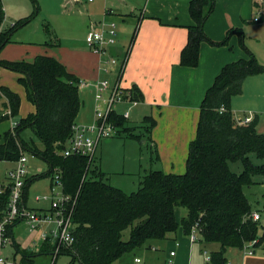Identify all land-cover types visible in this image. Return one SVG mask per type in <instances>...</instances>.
<instances>
[{"label": "trees", "instance_id": "1", "mask_svg": "<svg viewBox=\"0 0 264 264\" xmlns=\"http://www.w3.org/2000/svg\"><path fill=\"white\" fill-rule=\"evenodd\" d=\"M215 10V0L190 3L194 24L188 28V42L181 53L182 67L198 68L202 44L225 47L238 34L239 31L230 29L221 42L208 37L205 26ZM5 18L4 1L0 0V54L12 43L16 30L32 20L25 19L6 30ZM1 69L20 75L27 100L36 106V112L0 136V163H17L23 154H31L48 165L46 176L52 178V185L55 175L60 173L63 193L76 200L72 214L74 242L62 245L56 259L68 255L72 264H114L139 248L151 249V242L175 239L181 227L189 237L196 225L201 244L220 246L211 254L208 264H228L229 249H252L253 253L264 249V231L260 233V221L253 219V208L245 194V189L255 185V176H264V164L255 165L250 159L251 154H256L264 161V133L258 132L256 119L248 125L236 122L232 108L233 99L243 94L245 81L264 74V66L253 55L226 65L206 92L185 174L152 170L142 179L139 190L131 194L112 186L95 162L64 155L84 105L81 80L66 65L45 56H37L33 62L0 58ZM124 91L126 100L142 102L143 95L137 86ZM21 104L17 93L0 87V124L16 118ZM109 122L118 129L117 136L126 133L133 139L146 138L152 144V132L157 125L153 117L145 118L139 136L117 110L110 114ZM28 132L33 138L26 137ZM153 149L159 160L156 148ZM230 162L242 163L244 171L231 172ZM33 181L29 178L26 184V205ZM10 200V188L5 183L0 187V221ZM178 208L186 211L181 222L176 216ZM20 222L8 226L7 238L14 239L12 232ZM14 244L22 256V264H34V258L41 255H54L58 246L51 237L37 252H21L20 246Z\"/></svg>", "mask_w": 264, "mask_h": 264}, {"label": "rangeland", "instance_id": "2", "mask_svg": "<svg viewBox=\"0 0 264 264\" xmlns=\"http://www.w3.org/2000/svg\"><path fill=\"white\" fill-rule=\"evenodd\" d=\"M3 1L6 13L3 24L4 29H11L17 23L28 18L32 20L16 30L12 43L7 45L0 54V56L6 57L2 59L12 62H33L37 56H45L56 58L66 66L71 67L72 73L87 85L82 87L80 91L84 105L77 123L82 126L96 124L95 84L91 83V79H88L87 75L88 65L93 60L91 54L98 59L100 56L86 47L87 24L92 22L91 24L94 26H103L105 24L104 16L112 15L110 9L114 8L117 0H92V2H89V0L78 2L76 0ZM215 1L216 10L211 17L218 19L219 27L224 28L225 26L227 31L230 29L239 31L238 34L232 36V42L230 40L231 47H229L230 43L225 47L231 51L235 50V47H239L248 58L253 55L264 66V17L262 18L260 15L264 12V0ZM241 13L244 14L242 17H240ZM136 14L140 17L141 12L136 11ZM256 18L262 19L261 22L256 23L254 21ZM227 34L228 32H226L224 39ZM85 52H89V54ZM248 79L244 84L243 94L233 99V106L235 105V108L240 109L235 110L234 113L236 117H242L243 120L246 116H254L255 113L260 115L262 121L259 130L264 132V74ZM251 81L259 82V88L258 85L249 84ZM0 86H8L13 91L14 88L24 90L20 75L7 69L0 70ZM124 104L117 106L116 110L119 114L126 112L127 109ZM32 113H35V106L27 99L22 101L19 115L0 124V136L9 131L13 123H18L19 120ZM144 118L139 119L135 114L129 117L128 126L135 129L136 136L140 135L139 128L144 125ZM26 137L30 139L33 138V135L28 132ZM146 140V138L142 140L133 139L126 133L104 140L98 150L95 167L100 168L106 174V178L112 186L128 194L137 192L144 176L152 170L159 171L157 168L162 165L163 160L160 150L165 147L158 146L159 155L162 159L158 163L153 145ZM189 147L186 156L184 152L185 158L188 157ZM179 154L182 156V153ZM26 156L28 158L27 166L30 179H34L28 189V207L31 210L39 211L41 207L48 208L51 203L52 178L46 176L49 168L43 160L31 154ZM250 159L255 165L264 164V161L260 160L256 154H251ZM16 166V163L11 162L0 163V187L5 185L6 176ZM229 167L230 171L235 174H241L244 171V166L240 162H230ZM186 171L187 158L183 162L182 171L180 172L185 173ZM254 181L255 185L245 189V194L252 205L253 211L258 212L261 216L260 233L262 234L264 231V176H255ZM37 198H40L41 201L36 202ZM185 215L186 211L184 209H177L176 216L180 222ZM56 228V224L45 227L46 230ZM195 235L201 238L198 232ZM14 242L20 246L19 251L21 250V252L27 250L37 252L44 244L40 233L31 232V229L24 223L19 224L15 228L14 239L13 237L9 238L6 247L0 250L2 257L6 259L8 264H21L22 256ZM151 244L152 249L139 248L133 253L125 254L114 264H136L137 259L140 260V264H170L169 256L172 251L177 254L172 259V264H208L207 261L211 254L220 248L218 244L205 246L200 241L193 243L191 237L185 235L182 227L179 229L175 240L154 241ZM178 244H180V247ZM245 254L248 255L249 252L246 251ZM229 257L234 258V254H230ZM72 262V258L68 255H61L57 259L54 255H41L34 258V264H72ZM73 264L80 263L75 262Z\"/></svg>", "mask_w": 264, "mask_h": 264}, {"label": "crops", "instance_id": "3", "mask_svg": "<svg viewBox=\"0 0 264 264\" xmlns=\"http://www.w3.org/2000/svg\"><path fill=\"white\" fill-rule=\"evenodd\" d=\"M192 1L117 0L114 8L110 9L112 15L104 16L106 27L112 23L116 24L117 43L110 49V54L120 61L128 56L121 85L124 90L137 86L143 95V100L140 103L122 104L126 105L127 110L125 111H129V117L135 114L139 119L153 117L156 120L157 125L152 132L151 139L159 158L158 163L162 160L158 146L165 147L160 150L163 158L162 165L156 167H158L157 170L166 174H185L180 172L183 162L186 158L188 159V157H184V152L186 156L188 146L196 138L201 104L206 92L212 87L226 65L239 59L248 58L239 47H235V50L231 51L227 47H214L209 43H204L201 47L198 68L188 69L180 65L181 53L188 42V28L194 24L189 12ZM136 11L141 12L140 17L137 16ZM243 15L241 13L240 17ZM261 16L264 17V15ZM256 19L254 20L256 23H260L262 20L256 21ZM91 23L87 24L86 36L91 29L100 30L102 28L101 25L94 26ZM218 24V19L211 17L205 26L206 34L215 42L223 41L226 32H228L225 26L224 28L219 27ZM231 42L229 47H231ZM85 53L89 54V52ZM91 56L93 60L88 65L87 75V78L91 79V83L95 84L101 80L115 82L120 67H115L112 72L106 73L101 70V57L98 59L93 54ZM0 58L6 57L2 55ZM67 68L72 73L71 67L67 66ZM249 84L258 85V88L260 86L257 81H251ZM13 92L17 93L22 101L27 99L25 89L21 91L19 88H14ZM232 108L233 112L240 110L238 107L235 108L233 103ZM248 117L258 120L257 130L259 133H264L259 130L262 121L260 115L255 113L254 116H246V118ZM235 120L241 123L243 118L235 116ZM15 125L16 123H13L11 129ZM179 153H182V156ZM5 183H8V175L5 178ZM49 208L50 205L48 208L41 207L40 210L47 211ZM21 223L24 222L19 224ZM38 233L40 232L38 231ZM178 246L180 247V244ZM246 251L229 249L227 252L228 264H264V249L256 250L254 254L248 255L245 254ZM230 254H234V258L229 257ZM169 259L171 260V256Z\"/></svg>", "mask_w": 264, "mask_h": 264}, {"label": "built area", "instance_id": "4", "mask_svg": "<svg viewBox=\"0 0 264 264\" xmlns=\"http://www.w3.org/2000/svg\"><path fill=\"white\" fill-rule=\"evenodd\" d=\"M76 1L78 2L80 0ZM89 2H92V0H89ZM261 15H264V12ZM256 21H259V19H256ZM86 43L101 57V70L110 73L115 67H120L115 82L111 83L109 80H101L95 83V99L97 104L95 116L97 122L92 126L75 125L73 127V136L64 151L66 157L81 156L87 158L89 163H94L101 143L106 139L114 138L118 134V129L109 122L110 114L116 110L119 104L128 102L134 105L136 102H130L124 98L125 91L121 85V78L128 56L123 61H119L110 54V49L117 43L116 24L112 23L109 27H106V24H104L100 30L91 29L86 37ZM80 86L85 87L87 85L81 81ZM124 117L126 119L129 118V111L124 114ZM252 121L253 118L248 117L239 124L248 125ZM16 164V168L8 174L7 184L10 188L11 200L6 215L0 221V250L6 247L7 241L9 240L6 236L8 226L19 220L24 222L31 229V232L39 231L42 240L46 241L51 237L58 244L54 253L56 258L62 245H72L74 242L72 234V214L76 200L72 201L69 196L63 193V183L59 173L55 175L53 185L51 186L52 199L49 210H31L28 204L26 205L24 202L25 188L30 178L26 154H23ZM40 201L41 199L37 198L36 202ZM253 219L260 221V214L253 213ZM53 224H56V229H45V227L52 226ZM197 228L198 226L196 225L190 235L193 243L201 239L195 235L198 232ZM248 252L249 254H254L252 249L248 250ZM175 255V252H171L170 264L173 263L172 259ZM136 263L141 262L140 260H136ZM0 264H8L6 259L2 257L1 252Z\"/></svg>", "mask_w": 264, "mask_h": 264}]
</instances>
